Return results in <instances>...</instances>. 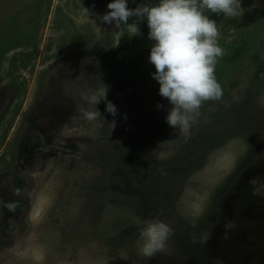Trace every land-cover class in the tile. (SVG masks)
<instances>
[{"label": "rangeland", "instance_id": "1", "mask_svg": "<svg viewBox=\"0 0 264 264\" xmlns=\"http://www.w3.org/2000/svg\"><path fill=\"white\" fill-rule=\"evenodd\" d=\"M112 2L0 0V264H264V0L205 12L223 97L186 131L166 123L146 20L118 32L98 18ZM156 219L172 234L148 258Z\"/></svg>", "mask_w": 264, "mask_h": 264}, {"label": "clouds", "instance_id": "2", "mask_svg": "<svg viewBox=\"0 0 264 264\" xmlns=\"http://www.w3.org/2000/svg\"><path fill=\"white\" fill-rule=\"evenodd\" d=\"M107 8L108 12L98 18L109 25L114 23L118 32L126 30L132 36L141 35L138 21L146 20L148 38L155 42L149 56L156 69L152 78L160 85L159 95L172 106L166 116L170 127L188 130L206 102L222 99L223 89L215 68L224 50L218 43V24L205 12L235 17L242 10L241 0H158L155 4L146 0L135 9L128 7L127 0H114ZM130 18H135L132 23ZM106 110L113 117L118 114L111 102ZM97 115L101 116L98 110L86 113L90 120ZM111 125L114 129L115 120ZM250 183L264 187L258 179ZM254 194L264 195V192L257 187ZM171 234L172 229L165 222L146 221L137 240L139 254L151 258L165 248Z\"/></svg>", "mask_w": 264, "mask_h": 264}, {"label": "bare ground", "instance_id": "3", "mask_svg": "<svg viewBox=\"0 0 264 264\" xmlns=\"http://www.w3.org/2000/svg\"><path fill=\"white\" fill-rule=\"evenodd\" d=\"M258 195V194H257ZM242 207V206H241ZM245 207V206H244Z\"/></svg>", "mask_w": 264, "mask_h": 264}]
</instances>
